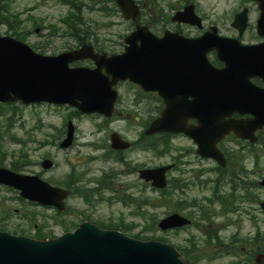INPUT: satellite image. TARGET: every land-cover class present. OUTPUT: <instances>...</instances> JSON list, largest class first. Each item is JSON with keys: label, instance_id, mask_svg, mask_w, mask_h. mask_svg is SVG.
<instances>
[{"label": "rangeland", "instance_id": "obj_1", "mask_svg": "<svg viewBox=\"0 0 264 264\" xmlns=\"http://www.w3.org/2000/svg\"><path fill=\"white\" fill-rule=\"evenodd\" d=\"M76 1L80 3L77 5L82 7L81 20L89 26L90 32L94 33L92 36L95 39L89 43L96 42L98 44L97 40L99 39L104 43V47L99 46L101 50L111 53L123 51L120 45L123 37L133 30L131 23L126 21L121 13L108 16L107 13H111L113 10L103 11L98 6L91 9L89 6H92L94 0ZM142 1L146 2V0ZM158 1L164 5L167 4L170 8L171 5H179L180 0ZM196 1L200 5L202 13L210 15V18L217 21L219 15L227 12L229 6L238 0L230 2L227 0ZM10 4L12 9L18 13L14 21H23L20 26L26 33L25 42L29 45L39 43L43 46V53L55 55L78 43L66 32V26L62 22L69 11V6L61 0H11ZM104 5L110 7L107 3ZM70 17L69 20H72ZM144 19H146L145 16ZM149 20L151 21L152 18ZM223 23L229 22L228 20L222 21V26ZM10 26V24L0 23V34H11L14 28H10ZM172 27V24L167 25L169 29ZM37 29H39L38 32ZM152 30L157 32L162 29L159 23H155ZM88 37H85L84 40ZM121 89L124 96L118 105L117 113L111 118L81 113L75 115L72 109L59 108L47 103L31 105L18 103V108L4 104L3 109H0L6 112L5 117L0 115V144L1 151H3V154L0 153V165L12 168L13 163H16L17 167L21 168V173H40L46 180L59 182L62 185L72 183L74 187L79 188V196L71 197L67 202L68 210L57 215V212L52 208L30 204L29 200H20L18 191L0 185V224L2 223L0 226H6V230L12 233H16L14 229L18 226L20 231L25 232L17 233L31 237L36 236L39 229L43 232L42 234L48 237L56 236L65 231L62 228V223L69 221L77 223L79 221V218L76 217L77 213L84 212L86 217L91 215L93 221L102 220L101 223L105 226H116L123 218L126 219V223L134 221L138 227L132 232L136 233L143 227V224H148L149 221L153 224L170 212L177 211L181 205L185 207L195 204L196 197L201 198L204 195H209L211 190L205 186L200 187L199 184L207 179L218 177V173L212 170L215 166L214 161L198 155L196 145L183 134L171 136L172 143L168 153L161 156L154 153L152 151L153 144L163 146L167 143H163L160 137H157L159 139L156 140V138L146 139L143 136H145L144 129L150 122L148 120L159 114L161 104L157 101L136 99V92L129 87L122 86ZM67 116L68 119H65ZM70 118L76 126L75 141L71 147L61 149L57 144L63 137L64 127L68 125ZM112 131H118L124 138L131 141L141 140L145 142L146 146L113 150L110 139ZM10 136L25 143L24 152L20 153L23 148L22 144L13 141ZM226 147L230 152L229 164L231 167H236L243 160V163L246 162V167L256 171L255 174L249 173L247 178L249 183L252 179L259 180L264 177V149L248 147L245 144L236 145L234 142H228ZM106 153L107 157H105ZM256 154L258 158L255 157ZM44 158H50L53 161V166L47 170L40 165ZM116 158L119 160L123 158L130 167L125 166L121 161L113 160ZM257 160L258 164H255ZM174 162L179 164L170 170L169 179L172 184L170 182L166 189L168 195H162L161 192L154 189L155 187L152 188L150 183L140 179L138 170L135 171L137 168H152ZM73 169L76 170L79 178L70 177L73 174ZM104 172L114 176L112 189L118 191L121 196H126L125 199L132 202L133 207H125L121 202L95 203L100 195H97L95 199H93V195L87 200L80 187L82 185L92 188L98 186L99 189L101 183L97 178ZM260 174L262 175L260 176ZM256 192L260 199L264 200V187L260 185ZM110 195L113 194L110 192ZM154 204H162L163 207H154ZM247 208L248 211L242 215V223L236 226H227L222 230V248L215 243H209L206 236H202L201 232L195 228L190 229V232H172L168 234L167 238L174 243H185L186 238L190 237L192 233L195 235L194 240L197 243L195 244L197 247L192 252L196 250L195 255L202 256V259H197L199 264H231L235 256L229 251L227 252L226 249H237L245 256L250 252L248 249L256 227L260 226L261 230H264V214L260 208L255 210L252 205H248ZM135 209L144 212V217L139 212H135ZM182 212L187 213L188 210H182ZM252 216L258 225L252 221ZM54 218L61 224L58 225ZM92 219L90 220L92 221ZM237 231L240 232L239 236L245 237L246 241L243 244L240 242L238 245L228 246L232 234ZM150 234L158 236L164 234V231L158 229L156 232L151 231ZM240 256L237 258L243 259ZM241 264H245L244 259Z\"/></svg>", "mask_w": 264, "mask_h": 264}, {"label": "water", "instance_id": "obj_2", "mask_svg": "<svg viewBox=\"0 0 264 264\" xmlns=\"http://www.w3.org/2000/svg\"><path fill=\"white\" fill-rule=\"evenodd\" d=\"M118 2L127 17L132 15L135 7L133 0H118ZM147 41L149 44L146 50L132 51L118 60H110L107 65L112 72L123 78L128 77L142 84L149 82L150 88L159 90L164 96L167 110L163 113L162 119L153 123L149 132L183 131L195 137L203 146L201 151L208 155L210 153L206 150V145L209 144L212 147L215 140L231 127L222 118L217 121L214 106L228 104L231 98L232 105L244 108L245 100L260 102L264 98V89L254 90L255 100L246 96L244 89L251 84L243 80L246 75L244 69L241 66L234 68L235 62L229 60L227 54L222 56L227 64V70L218 71L208 66L210 81L197 79L192 82L180 71L173 72V69L168 68L167 62L162 61L158 53V42L150 39ZM134 50L138 49L134 48ZM29 51L26 46L17 41L0 37V101L23 99L25 102L40 100L69 102L85 112L103 111L101 108L103 103L100 99L101 88L107 92L110 84L100 77L98 69L81 74L78 70L68 71L65 55L46 57L31 54ZM145 54L147 57L144 56ZM70 57L76 59L79 55ZM98 63L103 66L101 61ZM257 67L264 71V62H258ZM177 73L182 78L180 90L185 93V98L180 102L172 98V95L178 93L177 88L172 86L177 79L175 77ZM166 82L169 86H164ZM202 91H206L207 94ZM188 96L195 97V100L188 101ZM105 107V111L109 112V104ZM193 117L198 119L200 125L187 127L188 118ZM262 123L264 118L255 123L251 130H255ZM234 128L239 131L236 126ZM202 130L214 135L204 138ZM142 177L147 180L152 177L153 183L158 186L163 187L166 184L165 176L160 175L157 178L154 176V171H142ZM0 183L17 187L22 190V195L25 197L45 203L49 198L46 192H50L46 187L52 189L53 197L63 196L60 189L50 187L36 176H22L4 168H0ZM0 264L185 263L179 258L177 250L168 244L138 241L118 231H102L84 227L74 234L43 242L0 233Z\"/></svg>", "mask_w": 264, "mask_h": 264}, {"label": "trees", "instance_id": "obj_3", "mask_svg": "<svg viewBox=\"0 0 264 264\" xmlns=\"http://www.w3.org/2000/svg\"><path fill=\"white\" fill-rule=\"evenodd\" d=\"M5 0H0V23L6 22L8 18H11L13 16L12 10L9 7V4L7 2H4ZM19 37L20 34L17 33Z\"/></svg>", "mask_w": 264, "mask_h": 264}, {"label": "flooded vegetation", "instance_id": "obj_4", "mask_svg": "<svg viewBox=\"0 0 264 264\" xmlns=\"http://www.w3.org/2000/svg\"><path fill=\"white\" fill-rule=\"evenodd\" d=\"M254 7L256 8V20H257V18L259 17V14H260L259 5H258L257 2L254 3ZM234 34H238V33L237 32H234Z\"/></svg>", "mask_w": 264, "mask_h": 264}]
</instances>
